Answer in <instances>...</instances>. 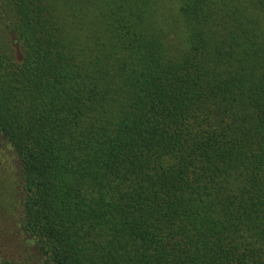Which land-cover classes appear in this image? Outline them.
Instances as JSON below:
<instances>
[{
	"label": "trees",
	"instance_id": "obj_1",
	"mask_svg": "<svg viewBox=\"0 0 264 264\" xmlns=\"http://www.w3.org/2000/svg\"><path fill=\"white\" fill-rule=\"evenodd\" d=\"M0 139V264H264V0H0Z\"/></svg>",
	"mask_w": 264,
	"mask_h": 264
},
{
	"label": "rangeland",
	"instance_id": "obj_2",
	"mask_svg": "<svg viewBox=\"0 0 264 264\" xmlns=\"http://www.w3.org/2000/svg\"><path fill=\"white\" fill-rule=\"evenodd\" d=\"M18 173L15 151L5 140L0 139V256L28 263L33 258L32 245L25 240L17 223L21 197ZM25 255H31L32 258ZM34 259L36 264L38 258ZM30 264L33 261L30 260Z\"/></svg>",
	"mask_w": 264,
	"mask_h": 264
}]
</instances>
